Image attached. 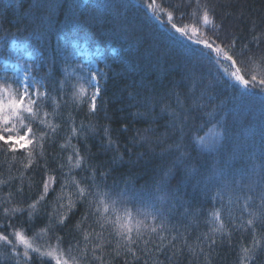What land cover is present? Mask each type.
I'll list each match as a JSON object with an SVG mask.
<instances>
[{
	"label": "trees",
	"instance_id": "obj_1",
	"mask_svg": "<svg viewBox=\"0 0 264 264\" xmlns=\"http://www.w3.org/2000/svg\"><path fill=\"white\" fill-rule=\"evenodd\" d=\"M74 0H59L62 7L58 8L55 13L53 25L48 31L47 39L27 47L32 50L34 57L36 53L34 47H38L43 56L56 59V65L49 72L47 64H43L36 77L44 78L45 87L50 93L47 106L42 107L40 119H46L53 126H58L53 132L51 127L41 124L39 120L32 121L33 131L39 137L42 132H47L45 140L42 141L44 155L41 156L40 145H37L33 153L32 162L29 163L30 157L28 151L31 146L17 151L15 153L7 151L6 146L0 142V229L11 233L13 228L24 230L29 238H33L34 234H38V245H43L44 249L55 246L59 243V247L65 251L66 258L77 257L78 264H83L80 256V250L84 248L86 241L84 233H92L89 240L93 241L88 245V253L95 240L94 233L103 231L106 238L111 240V244L106 246L105 251H111L115 247L116 237L112 233V225L104 224L100 220V213L94 212L95 206L89 207L85 200L81 203L78 198V189L75 184L71 183L72 179L80 181L81 187H86L92 181L87 179L91 177L95 171L97 181H103V185L107 189H111L113 194L121 189H135L143 193L141 201L132 202L126 207L133 212L137 219H143L137 216V210H149L150 206H154L168 217V225H176L181 231L187 229L186 235L190 243L196 242V237L203 239V234L209 233L213 224L209 223V213L219 209L221 212V222L225 224V233H217L215 239L217 245L215 250L209 257L211 264H236L237 254L239 252L238 242L241 238L239 231H233V217L236 223L240 222L243 210V201L236 203L234 196L232 202H229L227 192H224L223 199L217 197L215 202L212 197L216 194L217 189L213 188L206 195L200 192L193 193L191 185L187 189L181 187L180 192L186 193L183 199L187 203L181 204L176 200H161V193L156 191V181L161 179L164 169L168 165V157H161L159 153L163 147L172 143V139H164V144L156 143L157 137H164L166 132L171 129L167 128V123L172 119L169 112L161 114V107L170 106V111L180 113L183 119L184 110L187 109L190 119L188 121L187 133L191 140L201 136L209 127L214 126L218 132L223 130L217 125L219 115L216 119H210L205 113L213 111V105H220L223 101L222 108H227V112L221 115L228 116L232 121V111L236 106L234 97L242 91L241 86L230 75L234 68L231 67L230 61H225L220 65L210 63L207 60L193 64L183 54L181 45L194 47L186 39H181L176 35L175 41L167 39L173 35L170 29V23L167 20V12L172 11L174 21L178 26L188 24L189 26L196 23V19L192 16L194 8H180L174 10L179 5L180 0H156V3L166 10L159 13L161 21H157L147 4L151 0H113L115 3H127L129 6L123 10L124 18L122 22L132 27H141L142 31L137 33L141 36L138 46L129 44L122 39H108L106 32L114 27L110 14H103L104 19L99 25H88L83 23L91 14L90 10L81 8L83 15L80 16L82 22L78 28H72L69 24L71 16V8L69 7ZM76 3L83 5L102 4L105 0H75ZM214 2L224 3V0H214ZM35 0H0V51H4L11 39H15L20 43H25V38L34 29L35 24L30 21V15H39L30 10V5ZM7 5V6H5ZM203 9H201L202 14ZM221 19H215L216 23L221 24V36L223 37L227 29L228 33L235 37V51L240 55L235 56L237 59V67H241V61L245 63L242 74L246 79H251V74L255 73L258 78L261 75V69L264 64L257 68L254 64L248 62L249 56H254L259 60L264 55V43L257 46L251 39L253 31H259L264 28V0H228L225 7L218 10ZM183 13V17H181ZM252 21H256L257 29H252ZM167 25V27H165ZM215 31V30H212ZM211 31H206V36H200L201 39L211 36ZM199 35V34H198ZM196 37H193L195 39ZM75 42L85 43L89 48L102 49V54L96 56L97 68L102 69L108 74V78L99 77L101 81L102 92L98 98L99 110L95 114H89L87 101L79 107L72 101L73 86L79 88L84 81L78 77L85 75L82 68L86 66V62L80 54H76L74 48ZM219 42V41H217ZM247 45V47H245ZM122 46V47H121ZM61 48L70 52L71 55L65 59L63 56L57 57V53ZM117 48L120 53L127 57L123 62L113 55L112 50ZM243 49V51H242ZM214 55V54H213ZM159 57V59H157ZM36 61L33 59L31 64ZM132 62L136 63L134 70L131 67ZM110 65L111 70L105 65ZM153 64L159 67L150 69ZM127 72L113 76V72L121 73L122 69ZM227 73V75L225 74ZM144 76L145 82L150 83L154 89V94L159 96L161 93L172 90L170 97L160 102L153 101L152 115H156L158 119L150 122L134 113H144L147 105L141 102V97H147L150 93L143 91L141 97H137L136 101L129 99V92L138 91V89L127 88L126 86L133 82H138ZM210 85V87H208ZM62 87V91H61ZM251 87V85H250ZM259 85L253 89L251 99L255 103L253 111H241L239 116L232 122V134L241 143L249 145H259L260 131V108L258 101L261 98ZM55 88V90H53ZM15 88L13 87V90ZM94 89H87L89 93ZM44 91V88H41ZM177 93H179V103L177 101ZM202 93L205 95L202 97ZM211 95L214 100L208 101L207 97ZM55 96L57 104L53 105L51 97ZM207 103V107L201 108V101ZM196 102L195 104L193 102ZM180 104L183 106L181 107ZM49 115L45 118L44 112ZM254 112V114H253ZM194 117V119L192 118ZM74 122V123H73ZM27 123V121L25 122ZM83 125L84 132L77 137H71V144L79 150L80 156L83 157L87 164L93 167H84L73 169L71 173L68 171V156L73 155L72 147L67 146L69 137L71 136L72 127H76L78 132ZM13 129V124L7 126ZM90 127H94L95 131H91ZM109 129V137L114 142L112 148H108V138L105 136L104 129ZM4 125L0 124V134L5 136L7 132L3 131ZM24 128L21 124L15 123L12 133L22 132ZM86 137V139H85ZM141 137L146 139L141 140ZM61 145H65L61 148ZM119 150L116 151L115 149ZM154 149V151L150 150ZM191 150V149H190ZM258 151V148H257ZM195 155V152H193ZM123 156V161L113 163V158ZM75 159V157H74ZM47 161V165L45 164ZM259 163V158H257ZM64 168L59 167L60 164ZM202 166L211 163V159L207 156L197 161ZM251 164L252 161L248 160ZM240 166L239 163L236 164ZM45 167L48 172L45 173ZM107 173L106 178L101 177L100 173ZM55 176L58 182L52 184L49 194L45 200L37 204V211L31 218L28 216V205L37 201L43 193V180L47 176ZM181 180V174L178 173L174 179L169 180L168 190L176 188ZM67 181V183L65 182ZM61 184L64 185L63 190ZM102 185V187H103ZM75 201V207L65 217L63 225L59 224L60 215L67 212V204L69 197ZM61 197L60 199H57ZM64 208L61 209L60 205ZM259 201H256L250 210H258ZM21 207L25 211L17 213L15 217L9 214V219H4V208ZM125 206H120L123 211ZM187 209V213H185ZM51 214L52 228L49 230V216ZM105 215L110 219H115V214L111 209ZM243 219H248L247 214H243ZM160 221L147 220L146 223L158 224ZM258 223V234L264 233V218ZM79 224V227L77 225ZM103 224V228L101 225ZM11 225L12 227H8ZM43 230V231H41ZM232 246L228 244L229 236ZM57 237H60L59 242ZM147 238V237H145ZM245 242L251 241V233L247 232L243 236ZM14 241V237H12ZM221 240L223 242L221 243ZM2 243V242H0ZM142 246V245H141ZM136 246L133 245V248ZM69 249H71L69 253ZM207 251V245H205ZM8 251L0 247V253ZM22 254L24 249L19 248ZM184 255L180 259V264H189L190 256L187 250H183ZM97 254L99 252L97 251ZM170 254V253H168ZM37 256V254H32ZM21 259H23L21 255ZM47 264H55L50 257L43 258ZM159 259L165 260L164 255H160ZM14 264V261L12 262ZM32 264H40L39 259H34ZM99 264V262H96ZM112 264H124V258H116ZM139 264H145L142 258ZM150 264V262H149ZM193 264H196L193 261ZM199 264H204V257L199 258ZM255 264H264V253H261L255 260Z\"/></svg>",
	"mask_w": 264,
	"mask_h": 264
},
{
	"label": "snow or ice",
	"instance_id": "obj_2",
	"mask_svg": "<svg viewBox=\"0 0 264 264\" xmlns=\"http://www.w3.org/2000/svg\"><path fill=\"white\" fill-rule=\"evenodd\" d=\"M228 0H224V3L214 2V0H180L179 5L175 6L174 10L180 8H194L192 16L195 17L196 23L189 26L184 24L178 26L174 21L173 12H167V20L170 23L169 31L173 32V35L168 36L167 39L175 41L176 35H179L181 39H186L194 47H187V45H181L183 48L184 56L193 64L199 63L200 61L207 60L210 63L220 65L225 61L231 62V67L235 69L230 75V79H233L236 83L241 86L242 91L234 97L236 106L233 108L231 113L232 121L229 120L228 116L221 115V113L227 112V108H222L223 101L220 105H213V111L205 113L210 119H216L217 125L223 131L214 134L212 137L201 136L195 140H191L187 133L188 121L190 119L188 110H184L183 119L180 118V113L170 111L169 105L161 107V114L168 111L172 119L167 123L166 127L171 129L170 132H166L164 137H157L156 143L164 144V139H172V143L167 144L166 147L161 149L159 155L168 157V165L164 169L163 176L161 179L156 181V191L161 193L160 199H172L176 200L181 204L187 203L183 199L186 193H181L180 188L185 189L191 185L193 193L200 192L206 195L211 192L213 188L217 189L216 194L212 197L213 201L220 197L223 199L224 192H227L229 196V202H232L233 196L237 204L243 201V210L239 223H236V218L233 217L232 223L234 224L233 231H239L241 233L240 241L238 242L239 252L237 254L236 264H255V260L261 253H264V233L258 234V221L264 218V69H261V75L258 76L253 73L251 79H246L245 75L242 74L245 63L241 61V67H237V59L235 56L240 55L235 51V37L228 33L225 29L224 36H221L222 25L215 22V19H221L219 9L225 7ZM7 6V5H5ZM129 5L127 3H115L113 0H105L102 4L95 5H83L74 2L69 6L71 8V16L69 18V24L72 28H78L82 22L80 16L83 13L80 11L81 8L90 10L91 14L83 22L88 25L97 24L105 18L103 14H110L113 21L114 27L106 32V38L108 39H122L129 44L138 46L141 40V36L137 33L142 31V28L132 27L127 23L122 22L124 18L123 10ZM30 10L33 13H39V15H30L29 19L35 24L34 29L25 38V46L33 45L34 42L45 41L47 39L48 31L53 25L55 19V13L58 8L62 7L59 0H35V3L31 4ZM147 9L151 11L153 17L157 21L161 20L159 13L165 12V8L161 7L156 3V0H151L147 4ZM201 9H203L201 14ZM181 13V17H183ZM167 27V25H165ZM256 21H252V29H257ZM215 30V31H212ZM206 31H211V36L201 39L200 36H206ZM199 34V35H198ZM193 37H196L193 39ZM251 39L254 43L259 46L264 43V28L259 31H253ZM219 41V42H217ZM122 47V46H121ZM247 47V45L245 46ZM36 56L33 57L29 54V59H34L36 62L29 66H21L19 60L13 65V77H0V124L4 125L3 131L7 132L5 136L0 134V142L6 146L7 151L17 152L31 146L28 151L30 157L29 163L32 162L33 153L36 150L37 145H40L41 156L44 155L42 141L45 140L48 135L47 132H42L39 137L36 136L33 131L32 121L39 120L41 124H45L47 127H51L53 132L58 126H53L46 119H40V112L42 107H46L50 98V93L45 87L44 78H37L33 75V72H38L43 64H47L49 72L56 65V59L45 58L40 52L38 47H34ZM243 51V49H242ZM113 55L123 62L127 57L120 53L117 48L112 50ZM214 54V55H213ZM57 57L63 56L67 59L71 53L61 48L56 54ZM159 59V57H157ZM248 62L254 64L257 68H260L264 64V55L260 56L259 60L254 56H249ZM137 62H132L131 67L139 71L136 68ZM111 70L110 65H105ZM158 64H153L150 69L158 68ZM7 72V68L3 69ZM82 72L85 75L78 77L79 80L84 81L80 84L79 88L73 86L72 101L79 107L81 104L87 101L89 114H95L99 110L98 98L101 95L102 87L101 81L98 77L107 79L108 74L99 68H92L84 66ZM127 72V69H122L121 73L113 72V76L120 75ZM227 75V73H225ZM11 81V82H9ZM13 85L15 89L13 90ZM251 85V87H250ZM259 85V91L261 98L258 101L261 116L259 123V131L261 133L259 138V145H249L248 143H241L232 134L231 124L239 116L241 111H253L255 103L251 99L253 89ZM127 88L138 89L135 92H129V99L136 101L137 97H141L143 91H148L150 94L147 97H141V102L147 105V110L144 113H134V116H139L145 119H150V122H155L158 117L152 115V108L154 107L153 101L160 102L165 96L170 97L172 90L169 89L165 93H161L159 96L154 94V89L150 83L145 82L144 76L138 82L130 83L126 86ZM210 87V85L208 86ZM44 88V91H41ZM87 89H94L90 93ZM55 90V88H53ZM62 91V87H61ZM205 94L202 93V97ZM208 101L214 100L215 97L208 95ZM53 105L57 104L55 96L51 97ZM177 101L179 103V93H177ZM196 103L195 101L193 102ZM182 107L183 105L180 104ZM201 108L207 107V103L203 100L200 103ZM254 114V112H253ZM49 114L45 111V118ZM194 119V117H192ZM27 121V123H25ZM15 123H19L23 126V134L17 133L12 134L15 128ZM74 123V122H73ZM13 124V129H9L7 126ZM91 131H95L94 127H90ZM84 132L83 125L79 129L72 127L71 136L69 137L67 146L72 147L74 151L73 155L68 156V171L72 172L73 169H79L82 167H93L86 163L85 159L80 156L79 150L71 144V137H77L82 135ZM104 133L106 137H109V129L105 127ZM86 139V137H85ZM146 139L141 137V140ZM113 141L108 138V148L113 147ZM65 145H61L64 148ZM258 148V151H257ZM191 149V150H190ZM116 151L119 149L116 148ZM150 150L154 151V149ZM195 152V155L193 154ZM207 156L211 159V163L207 166H202L197 161L202 157ZM259 158V163H257ZM251 160L252 163H247ZM123 161V156H116L113 158V163ZM240 166L237 167L236 164ZM47 165V161H45ZM61 169L64 165H59ZM48 169L45 167V173L47 174ZM181 174V180L176 188L171 191L168 190V184L170 179H174L176 175ZM101 177L106 178L107 173H100ZM92 181L86 187L80 186V181L72 179L71 183L75 184L78 189V198L81 203L87 201L89 207L95 206L94 212L100 213V220L104 224L112 225V233L118 237L115 243V247L111 251L106 252V246L111 244V240L106 238L103 231L94 233L95 240L89 254L87 249L90 243L93 241L89 240V236L92 233L85 232L84 240L86 241L84 248L80 250V256L83 264H112V261L116 258L123 257L124 264H139V261L143 258L145 264H180V259L184 255L183 250L186 249L190 256L189 264H199V258L204 257V264H211L209 257L215 250L217 240L214 238L217 233H225V224L221 222V212L219 209L209 213V223L213 224L210 228L209 233L203 234V239L200 236L196 237L195 243H190L188 236L186 235L187 229L181 231L176 225L169 226L166 217L160 209L150 206L149 210L144 211L141 209L137 210V216H142L143 219H137L131 210L126 205L132 202L141 201L143 193L138 192L135 189H121L119 192H115L111 189H107L106 185H103V181H97L95 171L91 177H88ZM58 182L55 176L48 175L47 179L43 180V193L40 195L37 201L28 205V216L31 218L37 211V204L40 201L45 200L46 196L52 187V184ZM67 183V181H65ZM103 185V187H102ZM64 185L61 184L63 190ZM58 197L57 199H60ZM259 201L257 206L258 210H250L252 205ZM120 206H125L123 211H120ZM61 209L64 205H60ZM75 207V201L69 197L67 204V212L60 215L59 224L63 225L65 217ZM112 211L115 214V219H110L109 216L105 215ZM24 208L12 207L4 208V219H9V214L15 217L17 213H23ZM185 209V213H187ZM247 214L248 219H243V214ZM50 224L48 225L51 230V214L49 216ZM151 219L153 222L159 219L158 224L146 223L147 220ZM8 227H12L8 225ZM79 227V224L77 225ZM103 228V224L101 225ZM43 231V230H41ZM251 233V241H244V234ZM229 240L228 244L231 247L232 241L230 239L231 233H228ZM14 237V241L12 239ZM147 237V238H145ZM38 234H34L33 238H29L24 230L13 228L11 233H7L6 230L0 229V247L10 249V253L5 251L0 253V264H32L34 259H39L40 264H47L43 259L50 257L55 264H70V260L66 258L64 250L59 247V243L55 246H50L44 249L43 245L37 244ZM59 242L60 237L56 238ZM223 240H221V243ZM133 245L136 247L133 248ZM142 245V246H141ZM207 245V251L205 250ZM20 246L23 247L24 251L21 254L19 251ZM71 249H69L70 253ZM97 251L99 254H97ZM37 254L33 256L32 254ZM170 253V254H168ZM21 255L23 259H21ZM160 255L165 256V260L159 259ZM71 264H78L77 257H71Z\"/></svg>",
	"mask_w": 264,
	"mask_h": 264
},
{
	"label": "rangeland",
	"instance_id": "obj_3",
	"mask_svg": "<svg viewBox=\"0 0 264 264\" xmlns=\"http://www.w3.org/2000/svg\"><path fill=\"white\" fill-rule=\"evenodd\" d=\"M74 44L76 54H80L82 56V59L86 62L85 65L88 67L97 68L96 56L102 54V49L89 48L88 45L82 42H75ZM29 54L34 57L32 50L25 46V43H20L15 39H11L7 48L3 52L0 51V77H13L12 68L13 65H15V63L17 62V60L20 61L21 66H31V62L33 59H29ZM5 68H7V72L3 71V69ZM35 74L36 73L34 71L33 75L36 76ZM13 87L15 88V85H13ZM17 133L23 134L22 132H15L12 134L16 135ZM216 133H219L218 130L214 126H211L201 136L212 137Z\"/></svg>",
	"mask_w": 264,
	"mask_h": 264
}]
</instances>
